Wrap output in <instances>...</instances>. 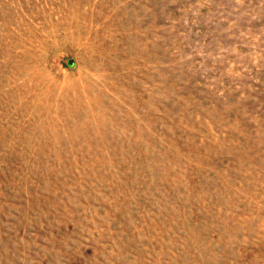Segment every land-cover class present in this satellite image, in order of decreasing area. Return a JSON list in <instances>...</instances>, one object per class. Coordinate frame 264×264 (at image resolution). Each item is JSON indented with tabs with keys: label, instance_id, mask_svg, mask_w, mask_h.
<instances>
[{
	"label": "rangeland",
	"instance_id": "374dc122",
	"mask_svg": "<svg viewBox=\"0 0 264 264\" xmlns=\"http://www.w3.org/2000/svg\"><path fill=\"white\" fill-rule=\"evenodd\" d=\"M0 264H264V0H0Z\"/></svg>",
	"mask_w": 264,
	"mask_h": 264
},
{
	"label": "water",
	"instance_id": "95a60500",
	"mask_svg": "<svg viewBox=\"0 0 264 264\" xmlns=\"http://www.w3.org/2000/svg\"><path fill=\"white\" fill-rule=\"evenodd\" d=\"M69 63L71 64L72 63V60H69Z\"/></svg>",
	"mask_w": 264,
	"mask_h": 264
}]
</instances>
